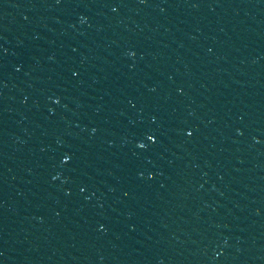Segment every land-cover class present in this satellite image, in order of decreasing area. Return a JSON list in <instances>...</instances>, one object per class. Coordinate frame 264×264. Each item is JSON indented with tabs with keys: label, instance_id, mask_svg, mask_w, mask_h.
I'll list each match as a JSON object with an SVG mask.
<instances>
[{
	"label": "water",
	"instance_id": "1",
	"mask_svg": "<svg viewBox=\"0 0 264 264\" xmlns=\"http://www.w3.org/2000/svg\"><path fill=\"white\" fill-rule=\"evenodd\" d=\"M0 264H264V0H0Z\"/></svg>",
	"mask_w": 264,
	"mask_h": 264
},
{
	"label": "snow or ice",
	"instance_id": "2",
	"mask_svg": "<svg viewBox=\"0 0 264 264\" xmlns=\"http://www.w3.org/2000/svg\"><path fill=\"white\" fill-rule=\"evenodd\" d=\"M57 103H59V101H57ZM153 123H155V121H153ZM187 135H188V136H191L192 133H191V132H188ZM147 138H148V140L151 141L152 144H155V143L157 142L156 138H155L153 135H151V134L147 135ZM139 148H141V149L145 148V144H144V143H140V144H139ZM63 163H64V164H68V163H70V157H66V158L63 160Z\"/></svg>",
	"mask_w": 264,
	"mask_h": 264
}]
</instances>
